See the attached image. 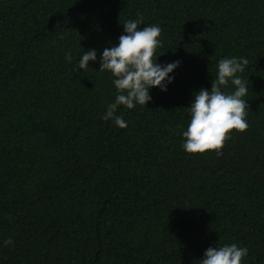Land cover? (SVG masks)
Here are the masks:
<instances>
[{
    "label": "trees",
    "instance_id": "16d2710c",
    "mask_svg": "<svg viewBox=\"0 0 264 264\" xmlns=\"http://www.w3.org/2000/svg\"><path fill=\"white\" fill-rule=\"evenodd\" d=\"M139 17L162 29L157 63L180 64L118 106L120 129L99 60ZM225 57L248 60L249 128L188 154L187 107ZM231 244L264 264V0H0V264H200Z\"/></svg>",
    "mask_w": 264,
    "mask_h": 264
},
{
    "label": "clouds",
    "instance_id": "9594fccd",
    "mask_svg": "<svg viewBox=\"0 0 264 264\" xmlns=\"http://www.w3.org/2000/svg\"><path fill=\"white\" fill-rule=\"evenodd\" d=\"M141 24L142 17L125 21L122 24L124 34L119 36L118 44L105 48L99 60V71L111 73L117 93L115 101L107 106L102 119L113 121L120 129L126 128L127 122L122 116L116 115L118 106L123 105L128 109H133L136 105L146 106L152 99L149 89L158 87L161 91H166V84L173 80L169 74L180 64V61L167 65L157 63L155 52L162 46V29L158 25L138 28ZM65 59L71 62L73 58L70 53H66ZM96 60V50L84 52L77 70H87L89 61ZM247 64L246 58L220 59L210 90L201 88L193 94V100L187 107L190 120L182 133V148L186 153L204 154L215 151L220 156L233 131H247L249 110L247 100L243 97L247 95L248 88L247 83L238 75ZM229 86L234 91H225ZM3 243L7 246L13 241L9 238ZM247 254L248 249L237 244L209 247L199 261L200 264H242Z\"/></svg>",
    "mask_w": 264,
    "mask_h": 264
}]
</instances>
